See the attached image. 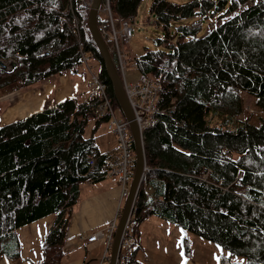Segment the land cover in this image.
Wrapping results in <instances>:
<instances>
[{
	"label": "trees",
	"instance_id": "obj_1",
	"mask_svg": "<svg viewBox=\"0 0 264 264\" xmlns=\"http://www.w3.org/2000/svg\"><path fill=\"white\" fill-rule=\"evenodd\" d=\"M139 2L109 0L114 19L132 23ZM88 9L82 0H0V96L64 74L83 62L84 51L98 60L96 71L123 117L88 28ZM150 10V22L165 34L131 61L140 77L160 84V110L145 116L142 127L146 170L133 216L140 224L155 215L210 240L227 251L221 264H264V120L254 125L238 117L243 107L234 101L238 91L264 101V0H152ZM99 11L101 33L100 25H109ZM219 12L228 17L204 25L202 18L209 22ZM183 18L192 21L169 30ZM96 102L72 95L0 123V255L23 259L17 229L52 214L41 258L28 261L61 263L80 185L105 176L101 163L108 156L99 152L95 132L107 116H96ZM139 230L128 264H146L136 259ZM180 243L186 262V233Z\"/></svg>",
	"mask_w": 264,
	"mask_h": 264
},
{
	"label": "rangeland",
	"instance_id": "obj_2",
	"mask_svg": "<svg viewBox=\"0 0 264 264\" xmlns=\"http://www.w3.org/2000/svg\"><path fill=\"white\" fill-rule=\"evenodd\" d=\"M183 2L186 0H172ZM102 2V0H101ZM152 0H140L137 7V14L132 22L133 36L128 45L124 49V53L127 56L133 57L139 55L145 48L155 47L153 38L163 37L165 31L156 27L150 21L154 18V13L150 10ZM100 16H104V12L100 9ZM222 12L217 13L210 21L206 18H202V22L205 24L222 20L228 17ZM219 15V16H218ZM115 17V27H119V21ZM213 20V21H211ZM191 18H183L176 21H172L170 24V31H173L172 25L174 23L182 22L189 23ZM87 56V55H86ZM83 62L76 64L70 68L64 74H70V89L71 96L75 95L76 99H82L86 95V79L88 76L86 64L93 67V70H98L100 67L98 60L89 55ZM14 64L13 60L5 63L7 68H11ZM118 70V69H117ZM121 77V72L118 70ZM125 79L127 82H135L141 77L132 64H125L124 66ZM32 90V87H23L16 90L17 103L12 100L9 95L0 96V123H6L13 119L24 116L25 114L40 109L35 108L32 102L22 105L21 102L27 97V93ZM73 91V94H72ZM19 97L21 99H19ZM12 101V102H11ZM234 101L240 103L243 107L242 112L238 113V117L246 119L249 123L259 125L264 120V101L257 97L246 94L243 91H238L234 97ZM11 102V103H10ZM30 107V108H29ZM29 112H26L28 111ZM93 126V119L89 120L86 124L84 135L88 136L91 133ZM105 123H101L96 131L99 135L105 134V138L113 142V134L110 130L106 129ZM81 200L86 198V182L80 185ZM139 229L142 237V245L138 248L137 252L142 260L146 264H184L183 253L181 247V238L186 233L190 239L191 258L188 261L189 264H221L219 262V256L227 251L221 246L211 242L210 240L201 236L195 235L191 232H185L179 226L170 223L160 217L151 215L140 222ZM148 255L149 258L145 257ZM187 264V262H186Z\"/></svg>",
	"mask_w": 264,
	"mask_h": 264
},
{
	"label": "built area",
	"instance_id": "obj_3",
	"mask_svg": "<svg viewBox=\"0 0 264 264\" xmlns=\"http://www.w3.org/2000/svg\"><path fill=\"white\" fill-rule=\"evenodd\" d=\"M92 0H82L83 7H90ZM100 9L104 12L109 27L105 28L100 25L101 36L104 37L109 44V52L113 55L117 69L121 72L122 80L126 96L132 108L134 118L138 123L140 130L145 125V116L151 112L160 110L157 103L160 84L147 76L141 77L139 80L131 83L125 79L124 66L127 65L124 47L129 44L133 36V25L125 19L119 20V27H115V19L112 15L109 0H102ZM86 53L81 52V59L84 60ZM87 58V56H86ZM88 76L85 82L86 98L97 99L93 111L98 117L107 116L105 125L115 137L117 144V154L108 156L101 163V168L105 175L117 178L119 185V205L116 215L103 228H94L87 234H80L78 239L82 241H94L98 237H104L105 249L101 259L97 264H108L110 255L109 251L112 245L114 233L117 227L118 216L124 199L129 190L132 177V147L129 138L128 121L124 116L117 114L110 97L106 93V84L99 76L96 70H93L86 64ZM120 76V74H119ZM89 167L94 164V156L89 155L87 159ZM134 206L131 207L122 227L119 244L115 255L114 264H128V259L134 248L135 231L138 221L133 216Z\"/></svg>",
	"mask_w": 264,
	"mask_h": 264
},
{
	"label": "crops",
	"instance_id": "obj_4",
	"mask_svg": "<svg viewBox=\"0 0 264 264\" xmlns=\"http://www.w3.org/2000/svg\"><path fill=\"white\" fill-rule=\"evenodd\" d=\"M127 57L132 59L134 56ZM69 80L70 74H52L28 85L32 87V90L27 93V97L23 99L21 104L26 105L32 102L33 106L35 105L34 109L42 108L52 102L69 97L71 96ZM17 93L19 92L15 90L6 95L11 96V99L17 103ZM19 99L21 98L19 97ZM26 112H29V110ZM95 136V142L100 153L106 156L117 154L114 134L113 142L107 140L105 134L100 133L97 135L95 132ZM119 190L117 178L114 176L105 175L97 181H86V198L81 200V197H79L78 203L73 208L70 223L66 230V241L63 246L60 264H97L99 262L105 249L104 237L100 236L89 242L79 240L78 237L80 234L91 232L94 228L105 227L116 215L120 203ZM53 217L52 214H49L20 226L17 233L20 238L23 259L10 260L0 255V264H29L28 260H39L41 258L39 244ZM138 237L139 244L142 245L140 230ZM145 257L149 258L147 254ZM136 259L143 261L138 252L136 253ZM188 261L190 260L186 261L187 264H189Z\"/></svg>",
	"mask_w": 264,
	"mask_h": 264
},
{
	"label": "water",
	"instance_id": "obj_5",
	"mask_svg": "<svg viewBox=\"0 0 264 264\" xmlns=\"http://www.w3.org/2000/svg\"><path fill=\"white\" fill-rule=\"evenodd\" d=\"M100 3L101 0H92L91 6L89 7L87 14L88 28L94 40V43L100 53L106 74L111 82L112 90L116 101L122 111L124 118L128 121V126L134 145V168L132 172V177L129 185L128 194L123 202L121 212L118 217L117 227L114 233L110 249V258L108 264H114L122 227L131 207H133L138 187L144 179V172L146 166L141 130L134 118V114L126 96L123 83L121 82L119 75L112 64L108 48L97 27L96 16Z\"/></svg>",
	"mask_w": 264,
	"mask_h": 264
},
{
	"label": "snow or ice",
	"instance_id": "obj_6",
	"mask_svg": "<svg viewBox=\"0 0 264 264\" xmlns=\"http://www.w3.org/2000/svg\"><path fill=\"white\" fill-rule=\"evenodd\" d=\"M230 2H231V0H230ZM218 247H219V245H218Z\"/></svg>",
	"mask_w": 264,
	"mask_h": 264
},
{
	"label": "bare ground",
	"instance_id": "obj_7",
	"mask_svg": "<svg viewBox=\"0 0 264 264\" xmlns=\"http://www.w3.org/2000/svg\"><path fill=\"white\" fill-rule=\"evenodd\" d=\"M160 88H161V86H160ZM160 90V89H159Z\"/></svg>",
	"mask_w": 264,
	"mask_h": 264
}]
</instances>
